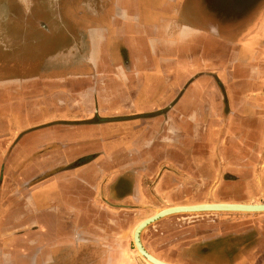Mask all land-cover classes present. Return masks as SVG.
<instances>
[{
  "label": "crops",
  "instance_id": "obj_1",
  "mask_svg": "<svg viewBox=\"0 0 264 264\" xmlns=\"http://www.w3.org/2000/svg\"><path fill=\"white\" fill-rule=\"evenodd\" d=\"M80 1L29 44L0 29V264H72L76 240L120 264L122 203L137 225L264 195V0ZM180 218L141 236L168 264H228V237L264 236L262 214Z\"/></svg>",
  "mask_w": 264,
  "mask_h": 264
},
{
  "label": "rangeland",
  "instance_id": "obj_2",
  "mask_svg": "<svg viewBox=\"0 0 264 264\" xmlns=\"http://www.w3.org/2000/svg\"><path fill=\"white\" fill-rule=\"evenodd\" d=\"M25 1V0H23ZM61 1V0H60ZM3 2V5L6 7L3 8L2 10L4 11V9L7 11V9H11L12 12H14V15L17 16V6H16V2L15 0H0V6L1 3ZM32 3H30L29 6H27V8L30 9L31 12L35 13V14H40L41 15V20L46 21L49 20V18H45V15L47 13V10H49L48 2H50V0H32ZM26 3V1H25ZM62 5L60 6V15L63 17L65 14L67 15V13H65V11H63V8L65 6V2L62 1ZM77 3V2H76ZM146 4H147V9H145L146 11H148L150 9V7H148V2L146 0ZM9 5V7H8ZM63 7V8H62ZM75 9H79V7H77V5L75 4ZM68 12V11H66ZM65 17V16H64ZM57 18L56 20H67L66 18ZM27 25V27H29L28 25L30 24L29 21H25ZM57 23H55L56 25ZM53 25V24H51ZM27 36L32 37L31 34V30L28 29L27 30ZM254 32H250L249 36L247 37V40L249 39L250 41H252V36ZM41 47H44L43 44H41ZM246 57V56H244ZM241 59L243 61H245L246 58H243L241 55ZM121 144V143H119ZM261 198L260 201H258V199H256L257 203L258 202H262L264 203V195H257ZM263 196V197H262ZM128 204H121V209H119L120 211H117V213L119 212L120 214L115 215V217H119L120 218V229L117 230V238H116V244H115V250L119 251L123 257V261L120 264H149L148 262H146L144 259H142L139 254L135 251V248L133 246L132 240H131V236H132V232L133 229L136 226V223L138 222V220L140 219L136 210L134 209H128ZM230 215V214H228ZM232 215V214H231ZM236 215V214H235ZM261 214H254V215H247L248 216V222H250L249 225L252 224V222L254 221V219H250V218H259ZM264 215V214H262ZM193 218H190L189 221H193ZM257 228V227H255ZM251 231V232H250ZM253 234H256L255 236ZM262 231L261 230H254L253 228L248 229L246 232V235H242L240 234V236H233V237H228L229 241L228 242L230 246H233V251L232 253L233 255V259L229 256V254H231V252L228 253V264H257L260 262V256L258 257H249L250 255H252L253 253H255L256 249H252L253 246H256V248L258 249L259 246H263L262 244V240H264V236L261 235ZM257 236H259L258 241L256 242V244L254 243V241L248 243V241L252 238H256ZM106 237V235H105ZM77 239V236L76 238ZM106 247L109 246L107 243L104 244ZM94 246V244H93ZM91 244L89 247H87L86 244L84 243H79L77 240L74 242V251H73V261L72 264H92L93 259L91 257L92 254V247ZM81 249H83L84 252H80ZM107 249L104 247V250ZM231 251V250H230ZM89 252V256L86 257V253ZM104 253V252H103ZM87 254V255H88ZM93 255V254H92ZM102 256V254H100ZM107 254H105L104 258L102 256V262L103 264H116V262L113 261V259H110L108 256H106ZM83 256V257H82ZM262 257V256H261ZM232 259V260H231ZM223 260V259H221ZM220 261L219 258H217V262ZM234 261V262H233Z\"/></svg>",
  "mask_w": 264,
  "mask_h": 264
},
{
  "label": "water",
  "instance_id": "obj_3",
  "mask_svg": "<svg viewBox=\"0 0 264 264\" xmlns=\"http://www.w3.org/2000/svg\"><path fill=\"white\" fill-rule=\"evenodd\" d=\"M216 214H240L254 215L264 214V203H199L193 205H178L157 210L152 216L142 220L133 229L131 240L135 251L139 256L149 264H168L154 257L147 251L142 243V233L157 222L181 217L179 220L186 218H197L206 215Z\"/></svg>",
  "mask_w": 264,
  "mask_h": 264
},
{
  "label": "flooded vegetation",
  "instance_id": "obj_4",
  "mask_svg": "<svg viewBox=\"0 0 264 264\" xmlns=\"http://www.w3.org/2000/svg\"><path fill=\"white\" fill-rule=\"evenodd\" d=\"M26 1V3H25ZM15 0L16 2V6L17 8V16L14 15V12L11 11V9H7V11L4 9V11L2 10L3 8L6 7V5H3V2L1 3L0 6V29L3 28H7L8 24H15V25H19L21 27V30L19 31L18 34V38L20 37L21 40H19L20 42H23L25 44H29L26 42V40L28 42H31L30 39L27 38V30L30 29L31 32H35L38 33V29H44L45 31L47 30L45 27L49 26L50 28H52L51 24H53V26L61 28L62 27V20H56L57 18H61L60 16V9H61V5L63 4L62 1L65 2V6L63 8V11H65V13H70V11H76L75 4L77 0H50V2H48V7L49 10H47V13L45 15V18H49V20L43 21L41 20V15L40 14H35L33 12L30 11L29 8H27V6L30 5V3H32V0ZM246 1H253V0H246ZM255 1V0H254ZM81 1H77V6L80 7ZM9 7V5H8ZM253 8H249V11H255L252 10ZM68 11V12H66ZM47 16V17H46ZM25 21H29L30 24L28 25L29 27H27L26 22ZM55 23H57L55 25ZM2 27V28H1ZM44 32V31H43ZM1 36V35H0Z\"/></svg>",
  "mask_w": 264,
  "mask_h": 264
},
{
  "label": "bare ground",
  "instance_id": "obj_5",
  "mask_svg": "<svg viewBox=\"0 0 264 264\" xmlns=\"http://www.w3.org/2000/svg\"><path fill=\"white\" fill-rule=\"evenodd\" d=\"M257 204V203H256Z\"/></svg>",
  "mask_w": 264,
  "mask_h": 264
}]
</instances>
